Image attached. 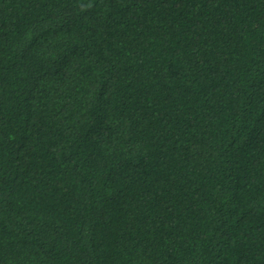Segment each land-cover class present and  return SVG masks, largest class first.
Returning a JSON list of instances; mask_svg holds the SVG:
<instances>
[{"label": "trees", "instance_id": "trees-1", "mask_svg": "<svg viewBox=\"0 0 264 264\" xmlns=\"http://www.w3.org/2000/svg\"><path fill=\"white\" fill-rule=\"evenodd\" d=\"M0 264H264V0H0Z\"/></svg>", "mask_w": 264, "mask_h": 264}]
</instances>
